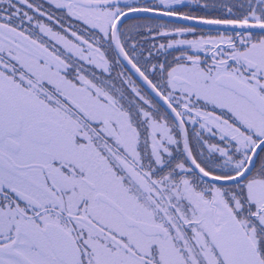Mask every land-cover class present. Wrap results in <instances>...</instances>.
Returning <instances> with one entry per match:
<instances>
[{"label": "snow or ice", "instance_id": "snow-or-ice-1", "mask_svg": "<svg viewBox=\"0 0 264 264\" xmlns=\"http://www.w3.org/2000/svg\"><path fill=\"white\" fill-rule=\"evenodd\" d=\"M0 264H264V0H0Z\"/></svg>", "mask_w": 264, "mask_h": 264}, {"label": "flooded vegetation", "instance_id": "flooded-vegetation-1", "mask_svg": "<svg viewBox=\"0 0 264 264\" xmlns=\"http://www.w3.org/2000/svg\"><path fill=\"white\" fill-rule=\"evenodd\" d=\"M36 3H41L42 0H35ZM137 2H140V0H137ZM21 7H24V6H21ZM189 8L191 9H195L196 8V5L195 4H189V7L188 8H185L184 10L185 11H188ZM24 10L25 11H29L30 14H34L31 12V10H28L26 7H24ZM192 15H196V16H205V15H208L207 13L203 12V11H192L191 13ZM53 15L56 16V17H60L62 16V13L59 12V11H56L53 9ZM219 13L217 12H213L211 13V15L209 16V18H212V17H215V16H218ZM44 22L45 23H48L50 24L54 31H62V29L60 28V25L59 24H56L55 21H47L46 18H43ZM71 23L73 25V28L74 29H79L81 27H83L82 25H79L78 22H75V21H64V25L65 27L68 26V24ZM196 28H197V31L196 33L193 35V34H189L186 38L187 39H194V38H198L199 36L201 35H216V29L217 27L220 28L221 31H224L223 27L222 26H204V25H194ZM24 27H28L27 24L24 25ZM35 31L38 33V29H35ZM41 39L43 41H45L49 47H51L53 44H55V41H52L49 37L47 36H43V34H39ZM71 38V37H69ZM85 38H88V39H91V34L90 33H85ZM160 42H164V41H160ZM56 47H59L61 49V51L63 52V47L62 45H56ZM170 52L173 53V55H178L179 53L176 52L175 50H169ZM172 57L169 56V59H171ZM80 64H83V68H84V71H83V74L86 75L89 79H93V77L97 78V79H105L107 80L108 78V73H103L101 69L99 68H96L94 65H89L87 64L86 62L84 61H80L79 62ZM120 69L117 68L115 71H113L111 73L112 77H113V82H115L116 86L119 87L120 86V80L117 79V72H119ZM130 74L132 75L133 79L137 80L138 83H141V81L139 80V78H137V76L131 72L129 70Z\"/></svg>", "mask_w": 264, "mask_h": 264}, {"label": "water", "instance_id": "water-1", "mask_svg": "<svg viewBox=\"0 0 264 264\" xmlns=\"http://www.w3.org/2000/svg\"><path fill=\"white\" fill-rule=\"evenodd\" d=\"M194 25H199V24H194ZM201 26V25H200ZM204 26H209V25H204ZM125 64H126V62H124ZM128 69L130 70V66H128ZM131 71V70H130ZM134 73V72H133ZM135 74V73H134ZM137 78H139L138 76H137ZM142 83V82H141Z\"/></svg>", "mask_w": 264, "mask_h": 264}]
</instances>
